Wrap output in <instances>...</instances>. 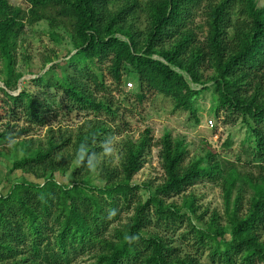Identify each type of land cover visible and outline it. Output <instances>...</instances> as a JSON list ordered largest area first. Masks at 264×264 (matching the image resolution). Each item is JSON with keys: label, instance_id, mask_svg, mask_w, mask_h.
Returning <instances> with one entry per match:
<instances>
[{"label": "trees", "instance_id": "16d2710c", "mask_svg": "<svg viewBox=\"0 0 264 264\" xmlns=\"http://www.w3.org/2000/svg\"><path fill=\"white\" fill-rule=\"evenodd\" d=\"M24 1L22 8L0 0V122L6 120L0 156L10 152L11 170L33 181L23 179L0 194V264H73L83 258L85 264H203L205 252L210 264H264V2ZM198 12L205 20L202 40L191 28ZM40 23L53 42L66 40L71 47L61 61L46 56L43 70L49 67L33 80L60 93L61 104L116 118L111 101L99 96L111 94L110 85L119 92L130 77L139 101L156 93L193 117L211 84L214 117L249 126L258 172L228 169L210 148L187 161L183 139L164 133L153 143L150 129L137 140L120 141L112 166L104 158L110 129L100 120L86 121L74 134L48 130L43 142L27 137L34 127H46L55 106L26 89L13 95L23 78L16 58L20 40ZM20 118L28 127L12 135L9 125ZM152 147L159 148L161 183L134 186ZM71 170L70 185L56 181V174ZM202 181L220 187L223 218L197 214L188 190ZM141 189L145 202L137 195ZM172 196H180L181 204L166 203ZM181 225L185 232L177 239L191 237L194 256L180 255L172 240L154 230L174 234Z\"/></svg>", "mask_w": 264, "mask_h": 264}, {"label": "rangeland", "instance_id": "374dc122", "mask_svg": "<svg viewBox=\"0 0 264 264\" xmlns=\"http://www.w3.org/2000/svg\"><path fill=\"white\" fill-rule=\"evenodd\" d=\"M11 5L26 7L24 0H8ZM264 0H258V6L263 4ZM205 20L200 12L195 16L191 28L199 39H203ZM71 49L69 43L63 40L60 43L53 42L47 34V26L44 23L36 24L28 27L20 40V48L17 52V69L23 74L18 90L13 95H17L23 89L35 93L41 99L53 100L55 106L48 118V124L44 128H33V132L27 137H33L38 141H44L48 130L61 131L68 134H74L75 131L86 121L100 120L104 122L110 129L109 141L105 146L104 158L109 161L112 166L118 162V149L120 141L125 139L137 140L145 129H150L153 143H157L164 133L170 134L172 138L183 139L188 149V160L201 154V151L207 148L215 152L216 159L222 166L232 168L241 175L253 174L258 172L257 163L253 159V139L249 135V126L240 120L231 122L230 118L221 115L219 118L214 117V92L211 84L208 91L203 92L195 103V116H191L189 112L175 111L173 102L162 95L156 93H146L142 101L135 96V81L130 77H125L122 81L119 92L111 84V79L105 75V81L110 85L111 94H100L107 101H111L113 109L117 111V117L112 118L106 114L96 115L92 112L79 110L72 111L68 106L61 104L62 95L52 89H41L33 82L34 79L41 76L46 69L43 70V60L46 56L56 54L58 61L63 59L67 52ZM1 69V62H0ZM210 74L206 73L205 77ZM132 83L133 88L127 90L126 84ZM125 85V87H124ZM193 89H200L191 86ZM0 89L4 86L0 79ZM124 95L127 98H124ZM3 94L0 91V106L3 107ZM59 103L61 105L59 107ZM197 120L198 122H196ZM211 120L212 126L207 122ZM6 120L0 122V130H4ZM15 128L12 129V127ZM25 121L20 118L15 124L9 125V129L14 130L12 135L22 129H27ZM25 135L16 141L23 139ZM3 146V143H0ZM8 148V147H7ZM158 147H152L149 155L146 156L143 168L134 177L132 185L156 186L161 183L163 171L160 167L158 158ZM6 151V150H4ZM8 151V150H7ZM14 156L10 152H5L0 156V194H6L10 186L14 183L21 182L23 179L33 181L29 176H22L20 173L13 172ZM71 172L66 174H56V181L61 185H70L72 182ZM94 185L100 186L99 183L93 182ZM195 197L196 206L198 207V215H204L207 219L212 213H218L223 218V200L222 191L219 186L202 181L197 183L188 190V194ZM137 195L145 202L147 193L141 189ZM166 203L181 204L180 196H172L166 200ZM184 213V212H182ZM132 215V210L124 211L121 214V223L128 222ZM153 229V228H152ZM154 230L174 242V246L180 255L194 256V241L191 237L184 242L178 240V236L185 232L183 225L179 230L172 234L170 231H161L158 228ZM207 255V252L204 254ZM203 255L200 258L201 263L210 264ZM87 258L78 259L73 264H85Z\"/></svg>", "mask_w": 264, "mask_h": 264}, {"label": "built area", "instance_id": "2783aa9c", "mask_svg": "<svg viewBox=\"0 0 264 264\" xmlns=\"http://www.w3.org/2000/svg\"><path fill=\"white\" fill-rule=\"evenodd\" d=\"M126 88H127V90L132 89V88H133V84H132V83H127V84H126ZM207 124L212 126L213 123H212L211 120H209V121L207 122Z\"/></svg>", "mask_w": 264, "mask_h": 264}, {"label": "water", "instance_id": "95a60500", "mask_svg": "<svg viewBox=\"0 0 264 264\" xmlns=\"http://www.w3.org/2000/svg\"><path fill=\"white\" fill-rule=\"evenodd\" d=\"M48 67H49V66H48ZM48 67H47V68H48ZM47 68H46V69H47ZM20 81H21V80H20ZM20 81L18 82V85H19Z\"/></svg>", "mask_w": 264, "mask_h": 264}]
</instances>
